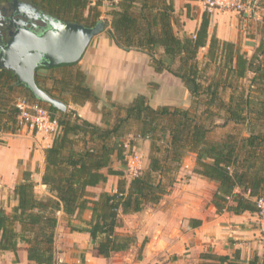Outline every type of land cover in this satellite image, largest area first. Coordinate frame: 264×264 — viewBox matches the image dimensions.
<instances>
[{
  "label": "trees",
  "instance_id": "trees-1",
  "mask_svg": "<svg viewBox=\"0 0 264 264\" xmlns=\"http://www.w3.org/2000/svg\"><path fill=\"white\" fill-rule=\"evenodd\" d=\"M8 1L0 0V5ZM23 1L63 21L86 26L95 25L101 17V2ZM241 1L249 4L250 11H263L254 25L258 41L250 55L239 42L208 32L207 10L191 35L178 34L181 23L173 0H118L107 12L108 38L123 50L146 54L156 73L166 71L178 78L191 96L189 108L152 106L145 94L138 93L125 104L103 106L100 122H91L68 105V101L83 105L99 100L81 69L51 77L50 87L40 82V69L67 68L77 62L35 71L37 84L64 102L65 111L44 104L24 84L16 83L12 71L0 69V132L15 133L18 97L42 104L57 118L59 127L44 148L41 183L46 194L36 193L31 172L25 171L14 185L11 210L0 205V252H16L24 243L27 259L35 264H67L56 258L57 213L80 217L86 209L91 210L90 220L75 230L89 234L95 256L107 258L128 249L135 236L117 231L123 225L121 214L140 212L168 194L188 153L194 154L192 172L216 184L211 198L216 212L257 213L256 200L264 199V0ZM255 34L247 35L254 38ZM200 49H205L203 63L197 57ZM246 79L249 83L244 86L240 81ZM216 117L223 124L243 125L245 134L230 131L218 140L209 139L210 130L218 124ZM135 136L149 141L147 164L138 176L127 179L123 169L112 167V161L117 159L125 168L124 141L133 144L136 140L130 138ZM109 175L119 177L115 191H89L105 183ZM200 259L197 264H264L259 255L242 260L238 251L232 256L203 252Z\"/></svg>",
  "mask_w": 264,
  "mask_h": 264
},
{
  "label": "crops",
  "instance_id": "crops-1",
  "mask_svg": "<svg viewBox=\"0 0 264 264\" xmlns=\"http://www.w3.org/2000/svg\"><path fill=\"white\" fill-rule=\"evenodd\" d=\"M173 3L174 13L181 23L178 34H193L204 11L201 0H173ZM261 14L259 11L248 10L241 16L237 11L214 9L210 12L208 32L216 34L220 39L239 42L250 55L257 45L258 36L254 25ZM105 18L108 19V15ZM248 32L254 33L255 37H248ZM86 49L88 50H85L76 65L86 73L87 81L96 94L110 92L112 100L129 102L136 93H129L125 87L134 85L136 76L141 77L143 84L147 85L152 75L158 74L149 65L146 54L123 50L104 35L100 36L94 48L88 46ZM69 107L91 122H100V117L91 110L89 102L83 105L70 103ZM0 140V205L10 211L15 204L12 198L14 185L22 179L25 171L31 172L36 193L40 196L46 194L41 175L44 148L52 140L25 131L11 137L0 132ZM140 141L144 144L143 153L148 154L149 141ZM113 161V168L126 172V166H117ZM185 165L178 171L174 189L158 203L147 205L140 212L121 214L123 225L117 231L134 235L135 242L128 249L112 253L107 258L93 254L87 232L75 230L86 226L85 222L91 218L90 209H86L80 217L76 214L68 216L59 211L54 241L56 258L67 264H197L203 252L232 256L238 251L245 261L259 255L260 228L257 213L216 212L211 203L215 182L194 174L193 160L189 166ZM118 179V176L109 175L105 183L90 187L89 191L94 194L103 190L115 191ZM196 184L200 188L197 193H193ZM179 186L183 188L180 189ZM194 219L201 223L194 225ZM61 246L74 248L73 251L79 255H63ZM25 247L24 243H20L16 252H0V264H35L27 259Z\"/></svg>",
  "mask_w": 264,
  "mask_h": 264
},
{
  "label": "water",
  "instance_id": "water-1",
  "mask_svg": "<svg viewBox=\"0 0 264 264\" xmlns=\"http://www.w3.org/2000/svg\"><path fill=\"white\" fill-rule=\"evenodd\" d=\"M0 19V69L12 71L16 83L24 84L43 103L65 111L64 102L37 84L35 71L39 67L78 62L91 39L104 31L105 22L99 20L86 26L63 21L23 0L1 5ZM1 29L5 40L1 39Z\"/></svg>",
  "mask_w": 264,
  "mask_h": 264
},
{
  "label": "rangeland",
  "instance_id": "rangeland-1",
  "mask_svg": "<svg viewBox=\"0 0 264 264\" xmlns=\"http://www.w3.org/2000/svg\"><path fill=\"white\" fill-rule=\"evenodd\" d=\"M113 4L114 3H111V2H102V4L99 6V9L101 11L100 20H103V21L105 20V15H107V12L112 9ZM255 10L259 11V12H263L261 9H255ZM103 35L106 38H108V35L106 34V32L102 31L101 33L97 34L96 36H94L91 39L88 46L90 48H94L95 45L98 44L100 36H103ZM88 46H87V48H88ZM86 50H88V49H86ZM204 53H205V49H200L198 52L197 57H198V60L200 63H203V61H204V57H203ZM136 67H138V66L136 65ZM78 69H80V67L78 65H75L72 67H67V68L61 67V68H56V69H40L38 71L39 76H40V82L44 87H50L51 86V80H52L51 77H53V76L54 77H60L63 73L67 72L68 70L75 71ZM211 72H212V67L210 66V68L208 69V73H211ZM146 77H147V79H149L148 76H146ZM250 77H251V74H248V78H250ZM240 82L244 86H247L249 83V81L247 79L241 80ZM86 83L89 85V83L87 81V75H86ZM146 84L147 85L143 84L141 77L136 76L135 77V84L129 86V88H128V86H126L125 90H129L128 92L131 94L132 93H136V94L143 93V94H145L147 99H148L149 104L152 106L167 104V105H171V106H179L182 108H187V107L189 108L190 107L191 96L189 95V92L186 90V88L184 87L182 82L178 78H176L175 76L171 75L170 73L163 71L161 73L152 75V78L149 81H147ZM227 94H228V92H227ZM97 95L99 97V100L96 103H93V102H89V103L91 104V110L93 112H95L100 117V120L102 117L101 111H103V106L108 108V107H110V103L118 104V105L119 104H125V103H122L121 101L112 100L110 92H104V93L97 92ZM68 103H69L68 105H70L69 101H68ZM44 104H46V103H44ZM112 110L115 111L116 108L113 107ZM215 122H218V124L214 125L208 134V137L211 140H218V139L222 138L227 132H230V131H239L240 130V132L242 134H245L243 125L235 126L232 123L223 124V120L218 118V117H216ZM21 132L19 131V132H15V133H7V134L11 137V136H13V134L18 135V134H21ZM17 137H20V136H17ZM0 142H1V140H0ZM133 144H135L136 146H134L133 148L130 147L128 152L134 151V149L136 151H145L144 150V144L141 141H134ZM144 155H145L144 160L146 161L147 154L145 153ZM113 159H114L113 163H116L117 166H121L120 161H118L115 158H113ZM192 160L194 162V154L188 153L187 156L183 159L181 167H184L185 164H187V166H189L190 161H192ZM185 167H186V165H185ZM190 170H191V167H190ZM184 174H186V173H184ZM184 176H186V175H184ZM125 177L126 178L128 177L127 179L130 178L129 175H126V174H125ZM177 177H178V172L175 175L176 179H177ZM176 182H177V180L174 181L169 193H171V191L174 189ZM194 186H195V190H193L192 192L197 193V190L200 187L197 184ZM179 188L182 189L183 186L182 187L179 186ZM198 197H200V195ZM259 240L261 241L260 235H259ZM60 249L59 250L63 253V255L66 253L68 254V256H71V257L79 255L78 253L73 251L74 248L70 249V248H66L65 246H61ZM75 250H77V248H75Z\"/></svg>",
  "mask_w": 264,
  "mask_h": 264
},
{
  "label": "built area",
  "instance_id": "built-area-1",
  "mask_svg": "<svg viewBox=\"0 0 264 264\" xmlns=\"http://www.w3.org/2000/svg\"><path fill=\"white\" fill-rule=\"evenodd\" d=\"M91 4L97 2H111L116 3L118 0H90ZM204 10L211 12L214 9L233 10L240 12L241 10L248 11L250 6L248 3H244L241 0H201ZM15 107L18 110L17 115V128L15 132L26 131L34 135H41L47 140L52 138L58 133V121L57 118L51 117L50 112L46 107L37 101L29 100L25 97H18L14 102ZM132 140H141L139 137H131ZM128 140V139H127ZM129 141H124V147L126 149V172L130 177L138 176L141 170L144 168L145 155L143 151L128 152L130 147L133 148L135 144H131ZM258 207L257 216L258 224L260 228V252L259 257L264 259V199L262 197L256 200Z\"/></svg>",
  "mask_w": 264,
  "mask_h": 264
},
{
  "label": "flooded vegetation",
  "instance_id": "flooded-vegetation-1",
  "mask_svg": "<svg viewBox=\"0 0 264 264\" xmlns=\"http://www.w3.org/2000/svg\"><path fill=\"white\" fill-rule=\"evenodd\" d=\"M0 6H1V5H0ZM42 12H43V11H42ZM0 22H1V19H0ZM4 27H5V26H4ZM2 29H3V28H2ZM2 29H1V30H2ZM2 32H3L4 36H2L1 39H2V40H5V38H6V34H5V32H4L3 30H2Z\"/></svg>",
  "mask_w": 264,
  "mask_h": 264
}]
</instances>
